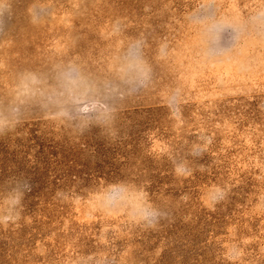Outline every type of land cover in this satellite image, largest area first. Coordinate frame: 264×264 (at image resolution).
Wrapping results in <instances>:
<instances>
[{"label":"rangeland","instance_id":"rangeland-1","mask_svg":"<svg viewBox=\"0 0 264 264\" xmlns=\"http://www.w3.org/2000/svg\"><path fill=\"white\" fill-rule=\"evenodd\" d=\"M261 7L264 0L0 3V120L5 122L0 139L10 138L11 147L17 149L16 140L24 138L20 126L38 122L53 145L59 178L53 264H152L167 243L152 237L146 240L142 234L159 232L172 222L171 210L178 211L182 226L175 264H264V29L251 19ZM36 9L43 11L34 22ZM205 14L235 28L222 34L221 45L227 51L214 61L203 57L202 26L193 22L196 15ZM117 20L119 30L113 25ZM135 39L146 42L152 82L124 100L106 102L117 112L140 108L164 112L165 130L180 144H166L168 135L157 134L153 124L145 132L146 142L151 151L172 159L179 193L175 198L154 199L143 186L127 179L100 180L90 188L70 191L65 182L70 134L97 124L81 131L76 121L57 115L62 105L50 102L38 90L35 95H22L17 87L20 75L35 72L54 85L53 65L74 60L89 79L111 80L117 55ZM162 42L167 44L164 59L157 55ZM177 87L182 102L178 111L170 112L164 97ZM199 150L202 156L193 154ZM223 160L225 165H219ZM180 165L191 174L177 175ZM246 178L249 187L239 189ZM110 185L126 187L129 193L144 189L156 207L169 213V219L155 230L134 226L125 206L111 210L103 206L101 196ZM215 186L225 188L227 195L212 206ZM197 210L208 215L199 218ZM219 211L218 220L211 223V213ZM72 227L86 232L72 233ZM234 252L239 253L236 259Z\"/></svg>","mask_w":264,"mask_h":264},{"label":"trees","instance_id":"trees-1","mask_svg":"<svg viewBox=\"0 0 264 264\" xmlns=\"http://www.w3.org/2000/svg\"><path fill=\"white\" fill-rule=\"evenodd\" d=\"M165 118L160 108L125 110L115 113L114 121L107 126L91 125L82 133L70 134L65 177L69 190L81 191L100 180L127 179L143 186L154 199L175 198L181 187L179 178L171 170L172 159L163 152L151 151L146 142L145 132L151 124L157 126V134L168 135L166 144L176 141L165 130ZM18 131L24 132V138L16 140L17 149L11 147L10 138L0 139V215L19 213L14 223L0 225V264H53L55 185L59 179L54 171L53 145L44 126L38 122L23 124ZM175 143L180 144V140ZM225 163L223 160L219 165ZM16 180L30 185L21 200L22 211L10 204L15 194L9 189ZM249 184L247 179L239 189L248 188ZM196 212L199 218L208 215ZM219 213H211V223L218 220ZM170 214L174 220L159 232L142 234L146 240L152 237L167 243L152 264H175L178 260L182 226L178 225V211L171 210ZM75 230L86 232L71 228L72 233Z\"/></svg>","mask_w":264,"mask_h":264},{"label":"clouds","instance_id":"clouds-1","mask_svg":"<svg viewBox=\"0 0 264 264\" xmlns=\"http://www.w3.org/2000/svg\"><path fill=\"white\" fill-rule=\"evenodd\" d=\"M2 2L3 0H0V3ZM42 11L43 9L34 10V22ZM203 11L207 12V9ZM2 15L3 10L0 9V16ZM251 19L255 26L264 29V7H261ZM193 22L202 26L203 57L214 61L223 56L227 50L221 45L222 34L233 26L223 19L215 20L212 15L208 14L196 15ZM113 25L116 30L120 29L118 20L114 21ZM233 31H235L234 27ZM145 47L146 42L143 39H135L122 48L112 68L114 79L111 80L93 81L85 76L80 65L74 60H69L67 63L53 65L54 85H48L47 79L41 78L35 72L26 71L21 73L20 83L17 87L21 89L22 95H35L38 90L40 95L46 97L50 102L55 101L62 105L57 115L76 121L81 131L93 122L98 126H107L114 121L117 108L106 101L124 100L126 96L130 97L142 89H147L152 82V67L145 57ZM157 55L161 59L166 58V42H162L158 46ZM164 100L165 106L169 108L170 112L178 111L182 102L181 90L178 87L171 89L165 95ZM14 111H18V109H14ZM4 125L5 122L0 120V131L3 130ZM111 134L115 135V133ZM193 154L202 156L203 150L195 151ZM176 174L188 176L191 174V170L180 165L176 168ZM9 190L15 194L10 201L12 208H19L22 211L21 200L25 191L30 190V185L25 181L16 180L11 184ZM226 195L225 188L215 186L210 204L215 206ZM101 200L103 206L110 210L125 206L128 209V221L144 230H155L161 226L162 221L169 219V213L156 207L144 189L129 193L126 187L110 185L109 190L102 194ZM18 216L19 213L0 215V225L14 223ZM231 255L233 259L239 257L238 252Z\"/></svg>","mask_w":264,"mask_h":264}]
</instances>
